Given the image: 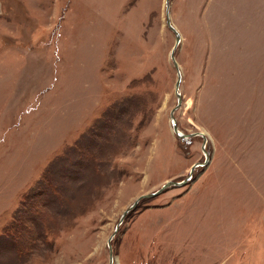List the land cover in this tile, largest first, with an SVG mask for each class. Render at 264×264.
<instances>
[{
	"label": "rangeland",
	"instance_id": "rangeland-1",
	"mask_svg": "<svg viewBox=\"0 0 264 264\" xmlns=\"http://www.w3.org/2000/svg\"><path fill=\"white\" fill-rule=\"evenodd\" d=\"M0 0V264H264V0Z\"/></svg>",
	"mask_w": 264,
	"mask_h": 264
},
{
	"label": "water",
	"instance_id": "water-1",
	"mask_svg": "<svg viewBox=\"0 0 264 264\" xmlns=\"http://www.w3.org/2000/svg\"><path fill=\"white\" fill-rule=\"evenodd\" d=\"M165 7H166V26L167 28L174 34V38H175V44L174 47L170 53V60L172 62V65L176 71V82L174 85V92H175V97L177 100V104L176 106L173 108V110L170 113L169 119H170V123H171V132L172 134L179 140L182 141H186L189 140L191 138L194 137H201L202 138V151L205 155V162H204V166H207V164L210 161L209 155L205 152V145L207 143V138L206 136L201 133V132H195V133H191V134H183L179 131L177 123L175 121L174 118V112L180 107L181 105V95L179 93V86L181 83V79H182V75H181V71L179 69V66L176 62L175 56H174V51L177 48V46L180 43V36L179 33L176 31V29L171 25L170 19H169V0H165ZM197 167H202L199 164H194L190 171L189 174L180 182H174V181H167L165 182L158 190H156L153 193L150 194H146V195H142L139 196L121 215L118 223L116 224L115 228H114V232L113 234L110 236V238L108 239L107 242V246H108V250H109V255H108V260L109 263L108 264H112L113 263V255H112V251H111V246H110V242L112 237L117 233V231L119 230L120 225L122 224L123 220L125 219V217L131 212L133 211L134 208H136V206L139 204L140 201L144 200V199H152L155 198L156 196L162 194L163 192L169 190V189H173V188H178V187H182L183 185H185L188 181H190L195 168Z\"/></svg>",
	"mask_w": 264,
	"mask_h": 264
}]
</instances>
